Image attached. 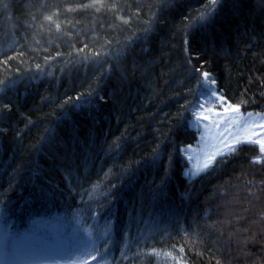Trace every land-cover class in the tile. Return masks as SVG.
Segmentation results:
<instances>
[{"label":"trees","instance_id":"1","mask_svg":"<svg viewBox=\"0 0 264 264\" xmlns=\"http://www.w3.org/2000/svg\"><path fill=\"white\" fill-rule=\"evenodd\" d=\"M83 3L92 0H0V223L61 241L65 263L37 264H253L229 237L236 217L259 209V145L188 179L181 147L198 140L188 126L196 68L242 113H264V5L103 0L97 12ZM89 93L92 117L71 110ZM49 130L53 142L41 146ZM157 147L171 156L166 180L163 162L148 164ZM225 205L233 223L220 225ZM79 229L94 246H76ZM256 239L249 251L264 256Z\"/></svg>","mask_w":264,"mask_h":264},{"label":"snow or ice","instance_id":"2","mask_svg":"<svg viewBox=\"0 0 264 264\" xmlns=\"http://www.w3.org/2000/svg\"><path fill=\"white\" fill-rule=\"evenodd\" d=\"M165 3H170V0H164ZM221 2V0H209V3L212 6H216ZM261 5H264V0H258ZM97 4L103 6V0H92V3H83L79 5L81 9H88L95 7L97 12L100 11V7H96ZM69 11H73V9L69 8ZM214 15V9L210 10L207 13H202L198 18V22L201 23L202 26L206 25L211 21V18ZM46 20L51 21L52 17H45ZM123 23L127 24L128 20L124 19ZM59 28V26H57ZM145 31H149V29H145ZM87 47V45L85 46ZM80 51H83L81 49ZM119 55V53H117ZM39 68V65H37ZM194 73H198L197 77V101L192 105L193 112L192 116L194 119H190L188 121L189 129L198 130L199 126L204 121H211L213 127L218 129L214 139L216 140V144L214 145V151L207 153L206 161L203 164V168L198 170V173L201 171H207L216 166V161L218 157H226L230 154L236 152L238 150V146L248 144V145H259V151L262 155H264V120L261 121L259 125V130H256L255 125H250L249 120L252 118V113H247V119H234L240 111L241 106L239 104H232L228 101V99L223 95L222 90L218 89L217 81L212 76V74L208 71H201L200 68L194 69ZM202 77V79L200 78ZM95 94L89 93L86 97L80 96L77 97L75 101L71 102V110L77 112H83L89 117H92L93 111L97 109V104L95 103ZM100 100L103 101L104 97L101 96ZM209 103L218 104L220 108L223 109L222 112L214 111L212 107H208ZM7 107V105H5ZM210 113L211 115L205 114ZM225 116V114H229ZM259 115V114H257ZM215 119H212V117ZM69 113H63L61 119H68ZM4 119L3 115L0 114V120ZM205 128L208 127L207 124L204 125ZM235 128V131H231V129ZM253 129L249 131V129ZM222 129V130H221ZM2 131V129H0ZM203 138V137H202ZM52 131L49 130L48 136H46L42 142L43 144H52ZM188 148L182 149V152H187L190 150ZM37 151L40 150V147L36 148ZM116 150H119V145H117ZM190 160L191 157H188ZM164 163L165 169V180L168 177V173L172 166L171 156L165 160L164 154L159 150V147L153 149V154L148 161L149 166L159 167L161 163ZM256 162V161H254ZM139 163V162H137ZM125 175L131 176V166L126 170ZM186 179L190 178L191 174L187 170V165H185V171L183 173ZM70 182V180H69ZM115 187V186H114ZM161 189L160 195L163 194L164 181L162 180L161 185L158 186ZM87 194V193H85ZM106 195H112V193H108ZM264 193L257 195L255 197V203L252 204L253 208L259 209L256 213H253L250 216L239 215L236 217L235 222V231L230 235L229 240L232 241L233 237H237L235 239V244L239 250V253L244 256L246 260L251 259L253 264H264V256H261L260 253H252L249 251V248L252 244H260L261 241L257 240V236L260 235L261 239L264 240ZM2 199H0V203H2ZM231 209L225 205V212L222 214L224 219L218 220L216 223L220 225H228L232 224L233 221L228 219L230 215H232ZM245 213L249 211V209L245 208L243 210ZM207 215V213H205ZM11 225L8 224L7 220L3 223V235L5 241V256L9 259H16L18 256V247L17 240L19 239V234L15 231H9ZM80 235H75V243L77 247L86 248L89 246H94L93 241L91 240L90 234H86L85 229H79ZM107 235V233H105ZM231 247V243L229 244ZM264 250V249H262ZM29 254H35L37 250L29 249ZM179 251L183 253L184 249L180 248ZM92 260H96V256L91 257ZM183 259V257H181ZM217 264H220V261L217 260Z\"/></svg>","mask_w":264,"mask_h":264},{"label":"rangeland","instance_id":"3","mask_svg":"<svg viewBox=\"0 0 264 264\" xmlns=\"http://www.w3.org/2000/svg\"><path fill=\"white\" fill-rule=\"evenodd\" d=\"M208 107H212L214 111L222 112L223 109L218 106V104L209 103ZM252 118L248 121L250 125H255L256 130H259V125L262 120H264V113H253ZM211 115L210 113H205ZM259 114V115H257ZM230 115L225 114V116ZM247 119V113H240L234 117V119ZM194 119V117H193ZM212 119H215L213 116ZM207 124L208 127L205 128L204 125ZM222 130V129H221ZM233 128L231 131H235ZM253 129H249L252 131ZM218 129L212 126L211 121H204L197 130L198 140L194 144H188L181 147L182 149L190 147L187 152H182L184 157L187 159L188 167L187 170L191 174L190 177L195 176L198 170L203 168V164L206 161L207 153L214 151V145L216 140L214 139ZM203 137V138H202ZM264 156V155H263ZM188 157H191L189 160ZM10 231V230H9ZM29 233L23 232L19 234V239L17 240L18 256L16 259H9L5 256V241L3 235V225L0 223V264H37L41 261L49 259L52 262L58 261L60 263H65L66 259L63 258L64 249L61 245V241L48 242L42 238L30 237ZM37 239V240H34ZM29 249L37 250L35 254H29ZM58 258V259H57ZM57 259V260H56Z\"/></svg>","mask_w":264,"mask_h":264}]
</instances>
